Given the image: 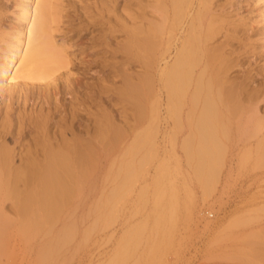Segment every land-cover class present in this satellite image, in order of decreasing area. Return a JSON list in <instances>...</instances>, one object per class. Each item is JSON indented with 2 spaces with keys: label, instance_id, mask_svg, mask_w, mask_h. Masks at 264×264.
<instances>
[{
  "label": "bare ground",
  "instance_id": "bare-ground-1",
  "mask_svg": "<svg viewBox=\"0 0 264 264\" xmlns=\"http://www.w3.org/2000/svg\"><path fill=\"white\" fill-rule=\"evenodd\" d=\"M31 1L22 2L26 19ZM51 4L36 0L29 28L14 32L0 54V264H12L14 224L29 239L55 222L62 226L35 262L62 264L63 245L77 234L76 209L91 202L105 217L102 208L136 185L155 190L153 225L170 222L169 158L175 169L185 159L207 188L231 143L244 167L264 176V25L228 21L222 0H93L79 13L80 28L65 30L71 51L48 36ZM72 15L67 9V23ZM7 200L15 216L4 209ZM139 229L111 264L133 254ZM158 236L149 239L144 264L172 248L173 235ZM219 236L206 244L222 246L227 237L231 252L211 245L223 253L204 248L208 256L201 252L197 264L258 262L263 235Z\"/></svg>",
  "mask_w": 264,
  "mask_h": 264
},
{
  "label": "rangeland",
  "instance_id": "rangeland-1",
  "mask_svg": "<svg viewBox=\"0 0 264 264\" xmlns=\"http://www.w3.org/2000/svg\"><path fill=\"white\" fill-rule=\"evenodd\" d=\"M24 1L0 0L1 55L4 49L13 44L10 41L13 42L14 40V32L21 30V28L25 32L30 26L36 0H32L29 4L30 10L27 19L24 18V15L20 11L23 8L22 2ZM91 1L93 0H51L53 4L51 5L54 6L53 11L56 15H53L54 21L51 23L49 30L51 32H48V36L50 37L52 34L50 38L51 40L53 39L54 43H57H55V46L59 48L66 43L67 47L66 45L65 47L67 49L72 51L74 47L76 48V46L70 45L74 39H70L69 36L66 37L64 35L65 30L71 26H76L75 28L77 29L80 28L78 27L80 24L79 13ZM222 2L226 4V1L222 0ZM232 2L228 3L229 5L226 4L227 9L225 11L227 13L231 11L230 15L226 13L229 17L225 16L226 19H229L228 21H232L238 25L246 23L245 25L250 27L253 25H264V0H232ZM67 9L72 10L73 13L70 23H67L68 18L65 17ZM222 17L224 15H221ZM225 18L222 19L225 20ZM237 18L239 21H237ZM8 44L9 46H6ZM1 105L0 98V107ZM164 144H166V148L170 149V141ZM228 148L229 150L233 149V153H228L221 161L219 160L220 165L217 162L216 168L219 170L215 169L216 173L211 175L213 179L210 177L211 182L210 184L208 183L210 186H207V188L202 186L203 183H201L202 181L200 182V179L195 178L196 176H194L192 168L185 159H180L177 169H175L177 165H175L174 159H167V164L170 167V176L175 183V204L172 220L168 223H159L161 224L160 227L159 225L155 227L154 225L156 224L153 225L155 211L159 210L160 207L154 201L155 190L151 187L141 190V186L136 185L133 191L131 190L120 197L113 207L106 206L102 208L103 216L104 214L106 215L102 218H98V210L96 211L93 206L94 204L91 202L76 209L71 221L76 225L77 234L68 243L63 245L65 255L61 260L62 264H111L116 259V256L120 258L119 251L122 250L123 244H132V237L136 235L134 231L137 228H141L142 230H138L140 232L139 243L133 254L127 257L124 264H136L137 260L139 264H144L146 260L144 255L147 249H149V239L159 238L160 236L158 235L163 234L173 235V238L171 237L173 241L171 240L172 243L170 244L172 248L168 247L169 251L166 250L167 248L164 249L166 255L162 256L163 258L161 259L164 262L159 261L155 264H165V261L170 262V264H197L199 254L201 252L205 253V249L207 250L206 252L211 249L212 253L216 248L218 250V246L220 248L223 246V251L224 245L229 250L226 251L227 249H225L224 252H231L230 248H228L230 246L226 244L229 243L227 241H230V239L227 240L226 236L234 238L236 235L252 234L263 235L264 239V197H262L264 196V176H260L258 170H249L250 168L244 167L235 145L228 143ZM153 162L146 164L149 166L148 177L154 172L156 161ZM107 188L106 192H104L105 194L109 193V188ZM4 209L10 214H14L9 200L5 201ZM256 210L257 212H255ZM12 216H15V214ZM238 218L243 219L239 220ZM234 219H238L236 223H234ZM238 222H245L246 224H238ZM14 225L17 226V224ZM16 226H13L12 234L9 235V245L12 254L10 260H12V264H36L35 257L37 250L62 225L59 222H55L52 225L46 226L40 233L29 239L18 235ZM163 229L167 233L160 234L163 232ZM82 235H87L84 241L80 240ZM153 235L155 236L153 237ZM219 235L226 237L224 238L226 240H222V244L226 241L224 245H218L220 242L218 244L215 243L216 245L213 243L211 245L215 246L214 249L210 244H206L207 239L213 236L220 237ZM260 239L262 241L259 245L262 244L264 246V240L261 237ZM204 243L207 245V248L204 246ZM262 245L258 250L261 253H258V258L261 256L263 259L264 253L260 252L264 248ZM219 252H217V255H219ZM204 253V256H208L210 252ZM258 258L257 261H260V263L257 262L256 264H264V259L260 258L261 260H258Z\"/></svg>",
  "mask_w": 264,
  "mask_h": 264
}]
</instances>
